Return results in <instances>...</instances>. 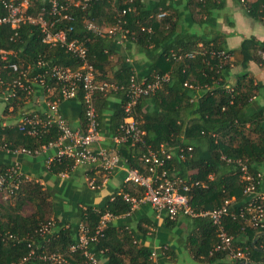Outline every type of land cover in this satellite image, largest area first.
<instances>
[{"label":"trees","instance_id":"16d2710c","mask_svg":"<svg viewBox=\"0 0 264 264\" xmlns=\"http://www.w3.org/2000/svg\"><path fill=\"white\" fill-rule=\"evenodd\" d=\"M189 1L202 13H211L214 8L225 5L224 0ZM235 1L244 5L249 15L264 23V0ZM50 6L49 0H30L26 13L50 19ZM128 6L132 10L122 16L126 21L124 26L130 30L124 44L150 50V61L144 67L143 75L140 72L138 75L151 77L154 74L169 73L170 79L155 92L138 100L136 119L140 130L144 131L143 142L118 144L114 146V150L127 166L145 171L147 166L141 156L148 148L159 149L162 144L173 147V157L167 165L173 175L206 183L205 187H196L191 191V205L196 210H208L221 206L225 199L234 197L230 213L237 212L250 199L244 192L245 181L237 160H245L253 174L260 172V164L264 162V107L251 110V98L264 88V84L255 83L248 70L251 60L264 66V40L254 36L243 39L238 61L242 71L237 74V80L233 81L231 68L235 63L234 53L226 47L223 36L205 38L176 32L178 10L167 0L152 4L145 0H134L132 3L128 0H89L84 8L82 5L71 6L69 12L73 19L60 20L55 24L54 30L65 28L69 39L77 38L83 42L88 48L87 58L97 70V77L117 85L129 81L130 75L135 71L134 65L128 60L127 54L120 53L121 45L117 36L95 33L88 28V23L112 26L120 19V12ZM2 11L4 9L0 7V12ZM161 11H166V14L158 18L157 14ZM201 43L203 50H227L230 57L222 60L211 56L209 51V54L198 53L193 58H177V55L185 52L202 50ZM0 48L12 51L9 57L17 61L21 69L30 65L31 76L43 70L37 64L40 59L50 65L56 63L74 68L81 64V60L64 46L44 42L40 25L30 21L23 23L17 30L9 25H0ZM113 54L118 57L117 69H114L110 60ZM1 74L7 82L18 76V72L10 68H4ZM32 87V93L17 88L18 96L9 99L6 116L1 115L0 118V138L4 142H10L12 148L25 146L33 150L40 149L58 136L55 131L29 135L12 124L23 109L28 108L35 90L40 88L43 94L46 91L45 87L36 82ZM113 94L114 99L110 98ZM127 100L126 91L122 89L95 93L102 131L106 136L112 138L120 134L121 124L126 116ZM65 102L80 103L83 125L85 117L82 93L76 98L61 102L60 112L66 117ZM2 118L12 126L2 127ZM177 147L184 148V156H181ZM188 147L192 149L188 150ZM12 157L10 152L0 150V172L11 164ZM65 163L72 165L74 161L66 157L55 158L53 166L56 169V165ZM142 195L143 189L140 188L139 196ZM24 206H35V211L23 214L19 210ZM132 206L130 201L124 199L123 192L114 193L113 198L106 197L98 205L87 203L86 208L79 207L77 220L64 226L61 225L55 201L50 195L33 179L25 181L22 188L8 199L0 194V264H50L38 257L42 251L65 253L67 262L63 264H86L83 249H70L78 242L79 224L84 222L93 233L106 212L120 215L129 212ZM51 215L61 224L56 230L54 226L53 234L48 236L50 241L47 242L48 238L41 236L38 229L41 224L51 220ZM191 218L200 228L194 237L199 238L197 246L193 248L197 259L228 264L230 258L234 261L233 264H245L244 259L232 258L226 250L215 251L218 243L217 227L207 216ZM223 220L229 234L233 236L234 248L247 254V263L264 264V226L255 227L247 219L234 214L224 216ZM10 234L17 239L9 237ZM115 238L118 237L114 235L113 227L108 225L105 236L99 242H91L87 249L95 253L105 251L108 264H126L118 253L121 249ZM32 241L36 254L29 257L32 250L29 243ZM137 252V259L130 264L154 263V254L150 249L141 247L137 248Z\"/></svg>","mask_w":264,"mask_h":264},{"label":"built area","instance_id":"2783aa9c","mask_svg":"<svg viewBox=\"0 0 264 264\" xmlns=\"http://www.w3.org/2000/svg\"><path fill=\"white\" fill-rule=\"evenodd\" d=\"M88 1L49 0L51 18L47 19L43 15L33 16L26 13L30 0H0V7L4 9V11L0 12V25H9L12 29L17 30L23 23L29 21L39 24L44 42L50 45L60 44L81 60V64L74 68L56 63L50 65L47 61L40 59L37 64L43 70L31 76L29 75V70L32 68L30 65L26 66L25 69H21L20 64L9 57L13 53L12 51L0 48V105L7 106L10 98L18 96L17 88L26 90L27 93H32V84L35 82L45 87L46 90L43 94L45 107L42 110L30 107L23 109L21 115L12 124H16L20 131L29 135H43L52 131L58 133L55 140L35 150L25 146L12 148L10 142H4L0 138V150H6L13 155L11 164L0 172V194H3L8 199L22 188L25 181L32 180L31 176L25 173L22 168V164L18 159L20 155L34 156L47 151L48 148L55 147L57 150L52 161L55 158H70L76 165L85 164L94 170L104 172L106 175H109L119 167H123L126 171L125 184H132L143 189V195L140 197L131 196L128 192H123L124 199L130 201L132 205L139 202H148L157 214L164 213L170 220H176L181 215L190 217L207 216L217 227L218 243L214 248L215 251L226 250L230 253V257L244 259L245 264H248L247 254L234 248L233 236L229 234L223 218L228 214H234V216L247 219L255 227L264 226V191L261 189V172L253 174L246 161L238 159L237 162L242 172V178L245 181L244 192L250 196L248 202L234 213H230L235 200L234 197L225 199L221 206L213 209L196 210L190 203L192 198L191 191L196 187H205L206 183L202 180L186 179L179 175H173L170 168L167 167L169 160L173 157V147L162 144L159 149L148 148L147 152L141 156L147 167L145 171H141L139 168L127 166L120 154L105 144L107 136L102 131L103 128L96 107L95 93L97 91L108 92L119 89L126 91L128 98L125 105L126 116L121 124L120 134L113 136L111 139L115 144L128 142L136 144L137 142H143L144 135V131L140 130L136 119L138 100L159 89L170 79V75L169 73H164L154 74L151 77L139 76L135 70L130 75L129 81L123 85L99 79L96 68L87 58V46L77 38L69 39L65 28L54 30L55 24L60 20L73 19L69 12L71 6L82 5L84 8ZM128 1L132 3L134 0ZM131 10L132 7L130 6L124 8L120 12V19L112 26H99L89 22L88 28L98 34L107 33L117 36L118 43L122 45L130 32L129 28L124 26L126 21L122 16ZM165 14V12L161 11L157 14V17L162 18ZM200 46L202 49V43ZM209 51L211 56H217L222 60L230 57L227 50L202 49L179 54L177 58H193L198 53L207 52L209 54ZM173 54L176 55V53ZM4 68H10L18 72V76L13 78L11 82L5 81L1 74ZM190 86L194 87L192 84ZM55 92L58 94H55ZM79 93H82L85 121L83 125L73 128L69 120L60 112V104L63 100L78 97ZM10 109H13V107H10ZM7 126L11 127L12 125L4 120L2 127ZM191 149L192 147H188V150ZM177 150L181 156H184L183 147H177ZM90 182L92 188L97 187L94 180ZM114 216L111 212H106L101 217L93 233H91L84 222L79 224L78 242L73 244L70 249L72 251L79 248L83 249L86 264H100L96 253L88 250L87 246L91 242H99L100 238L105 236V229ZM54 226L55 221L49 220L41 224L38 231L41 236L48 238L49 234H53ZM9 237L13 238L15 236L10 234ZM49 241L50 238L47 239V242ZM33 242L29 243L32 248L29 257L36 254V250L32 247ZM38 257L50 264L67 262L66 255L62 252L47 253L42 251Z\"/></svg>","mask_w":264,"mask_h":264},{"label":"crops","instance_id":"0c3cea01","mask_svg":"<svg viewBox=\"0 0 264 264\" xmlns=\"http://www.w3.org/2000/svg\"><path fill=\"white\" fill-rule=\"evenodd\" d=\"M149 4L159 0H145ZM174 4L178 10L176 32L187 33L198 37L214 38L223 36L226 47L233 51V66L231 68V80H237V74L242 71L238 63L241 55L239 48L244 38L254 36L259 40H264V23L247 13L244 5L235 0H224L225 5L221 8H214L211 13H202L196 5H192L189 0H167ZM254 1V0H253ZM172 10V9H171ZM166 13V11H163ZM122 55L127 54L128 60L134 65L138 74L144 73V67L150 61V50L137 48L135 45L122 44L120 49ZM264 57V53L262 55ZM114 69L118 68V57L113 54L110 57ZM250 76L255 83L264 84V66L251 60L248 65ZM140 72V73H139ZM115 98L114 94L111 95ZM64 110L66 118L73 128L82 124V108L79 102H65ZM27 107L42 110L45 107L43 92L37 89L33 95V100ZM264 107V88L257 91L251 98V110ZM6 106L0 105L1 115L6 116ZM3 120H6L2 118ZM11 119V118H9ZM250 124H247V128ZM105 144L114 150L115 144L107 136ZM56 148H48L34 156L20 155L18 159L22 164L25 173L38 182L50 198L55 201V208L61 219L51 215V220L55 221V229L59 224L69 226L78 218V208H86L87 203L100 204L104 198L114 193L128 192L131 196H139L140 187L125 184L126 171L123 167L115 169L109 175L99 170H94L85 164L65 163L53 166V157ZM13 159V157H12ZM64 166V167H63ZM259 170L262 174L261 189L264 191V162L260 164ZM194 172V171H191ZM91 180L95 181L96 188L91 187ZM30 207V212L26 208ZM23 214H30L35 211V206H24L19 210ZM6 221V218H3ZM69 221L68 223L65 222ZM174 222H170L166 214H157L148 202H139L132 206L131 210L120 215H115L109 225L113 227L116 244L120 247L119 255L130 264L136 260L137 248L146 247L154 255L153 264H218L219 262H207L202 258L197 259L193 248L197 246L199 238H194L199 233L200 228L193 223L190 216L181 215ZM60 225V226H61ZM131 237V238H130ZM133 237V238H132ZM131 251V252H128ZM100 264H108V257L105 251L96 253ZM141 257V255H139ZM228 264H233L232 259H228Z\"/></svg>","mask_w":264,"mask_h":264},{"label":"rangeland","instance_id":"374dc122","mask_svg":"<svg viewBox=\"0 0 264 264\" xmlns=\"http://www.w3.org/2000/svg\"><path fill=\"white\" fill-rule=\"evenodd\" d=\"M30 210H31L30 207H27V208H26V211H29V212H30Z\"/></svg>","mask_w":264,"mask_h":264}]
</instances>
